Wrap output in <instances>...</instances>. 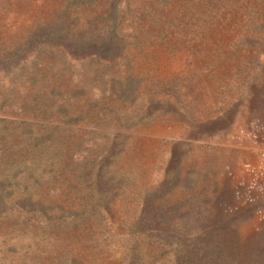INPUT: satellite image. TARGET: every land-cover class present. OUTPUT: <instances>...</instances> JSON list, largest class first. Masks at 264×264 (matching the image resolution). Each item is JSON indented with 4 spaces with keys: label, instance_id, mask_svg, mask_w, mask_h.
Returning a JSON list of instances; mask_svg holds the SVG:
<instances>
[{
    "label": "rangeland",
    "instance_id": "374dc122",
    "mask_svg": "<svg viewBox=\"0 0 264 264\" xmlns=\"http://www.w3.org/2000/svg\"><path fill=\"white\" fill-rule=\"evenodd\" d=\"M255 118L264 0H0V264H264Z\"/></svg>",
    "mask_w": 264,
    "mask_h": 264
},
{
    "label": "built area",
    "instance_id": "2783aa9c",
    "mask_svg": "<svg viewBox=\"0 0 264 264\" xmlns=\"http://www.w3.org/2000/svg\"><path fill=\"white\" fill-rule=\"evenodd\" d=\"M247 137L258 155L255 162L245 163V176L241 183L239 200L243 205L253 207L256 215L264 222V119L251 121Z\"/></svg>",
    "mask_w": 264,
    "mask_h": 264
},
{
    "label": "crops",
    "instance_id": "0c3cea01",
    "mask_svg": "<svg viewBox=\"0 0 264 264\" xmlns=\"http://www.w3.org/2000/svg\"><path fill=\"white\" fill-rule=\"evenodd\" d=\"M255 210L253 207H249V206H243L242 208V212H240V214L237 216V219L243 223V225L245 226H250L255 224V221L253 220L255 218ZM264 226V225H262ZM260 229H262V227H260Z\"/></svg>",
    "mask_w": 264,
    "mask_h": 264
}]
</instances>
